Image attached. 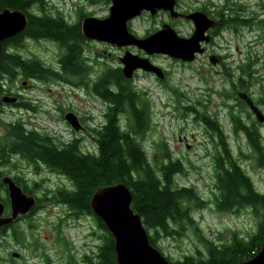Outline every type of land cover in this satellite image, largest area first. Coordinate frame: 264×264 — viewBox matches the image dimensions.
I'll return each instance as SVG.
<instances>
[{
    "label": "rangeland",
    "instance_id": "rangeland-1",
    "mask_svg": "<svg viewBox=\"0 0 264 264\" xmlns=\"http://www.w3.org/2000/svg\"><path fill=\"white\" fill-rule=\"evenodd\" d=\"M186 1H196L208 6L211 4L215 8L222 6L226 0ZM108 7L109 0H47L38 11L40 14L60 16L75 23L81 14L103 17L107 14ZM82 17L84 15L80 16ZM140 23L144 24L145 20L142 19ZM253 37L254 35L249 36ZM246 41L241 40L239 43L232 32L227 34L223 52L230 58L220 73L211 70V64L205 57L186 68L159 57L154 61L163 64L165 68L170 67L171 82L163 83L146 72H139L134 78L135 88L140 93L147 92L153 103L151 126L140 138L151 162L160 166L167 159V154L174 160H180L184 172L176 176L177 184L193 188L207 203L206 207L194 212L197 227L184 225L179 229V235L165 237L160 241L161 252L173 263L189 255L198 257L199 250L205 253L202 251L205 246L201 241L203 236L217 243L231 240L234 234L249 238L257 232L259 226L260 218L252 207L246 206L227 212L220 210L217 205L220 190L217 187L216 156L223 151L224 140L229 143L235 159L250 176L256 189L264 192V168L258 166L253 150L241 134L239 137L233 136L230 124L231 118L237 119L242 101L238 99L236 106L233 96L239 92L230 85L229 72L235 77L238 76L237 67L248 60L249 56L262 58L255 65L259 77L260 71L264 70V44H256L252 48ZM237 44L240 49H237ZM85 50L87 54H91V64L84 79L70 75V81H29L30 87L23 85L24 81L19 78L0 79L4 91L1 98L6 89H9L11 93L22 94L23 101L32 104V107H15L3 103L0 114L1 143L7 141L11 128L9 124L21 121L28 130L52 137L57 144L70 142L78 136L82 139L81 146L84 151L95 152L93 128L104 123V112L108 103L94 92L93 86L105 72L118 68L119 55L104 44H87ZM105 50L111 56L105 55ZM19 51L25 58L37 57L48 67L58 69L59 59L66 49L39 38L27 39ZM102 54L106 57L100 56ZM253 66L246 72L247 75L251 73ZM58 71L65 76L62 67ZM261 76L263 80L259 82L258 78L250 79L246 75L239 79V74L236 88L241 91L248 85H253L252 92L258 96L259 83L264 85V71ZM194 106L200 112L188 108ZM68 112H74L79 117L83 125L82 131L75 132L66 122L65 116ZM207 115L216 119L220 127L217 128L212 121H207ZM124 121L125 119L123 125ZM220 132L223 136H220ZM53 172L55 171L44 163H30L21 155H12L8 162L0 159V182L5 176L18 178L17 181L27 187L29 193L32 192L39 198L34 215L32 213L29 217H20L15 224L4 227V233L0 231V264H74L77 259L80 264L103 263L105 251L103 252L102 239L107 233L96 223V217L84 215L72 219L68 204L48 199L59 189L73 188L64 175L58 177ZM6 196L8 197L7 188L0 187V199L5 200ZM91 232L97 233V237H91ZM107 243L108 241L106 248ZM15 253H19L20 257L16 258Z\"/></svg>",
    "mask_w": 264,
    "mask_h": 264
},
{
    "label": "trees",
    "instance_id": "trees-1",
    "mask_svg": "<svg viewBox=\"0 0 264 264\" xmlns=\"http://www.w3.org/2000/svg\"><path fill=\"white\" fill-rule=\"evenodd\" d=\"M28 5L29 0H0V10L7 6L28 14L26 10ZM232 13L235 14V11L233 10ZM232 13L230 12L229 15ZM31 15L28 14L27 28L16 37L4 42V51L0 56V79L46 77L54 72L41 59L25 58L19 51L27 39L39 38L54 39L62 46H67L68 54L62 62L64 70L80 75L84 70L79 48L80 40L83 39L80 32L83 17L80 18L79 23L70 25L62 17L60 20L49 14L41 17ZM10 48L14 50L10 51ZM248 70H251V64L243 69L244 75L240 79L247 75ZM105 73L93 86L94 92L108 103L104 114L105 122L93 128L95 152L83 151L82 139L78 136L70 142L57 144L52 137L41 136L35 130H28L24 122L17 121L9 124L11 128L7 141L0 142V159L8 162L12 155H21L30 163L42 162L52 171L64 175L72 183L73 188L59 189L48 199L68 204L72 211L70 214L72 219L84 215L97 217L91 207L94 192L105 185L125 183L132 191L134 197L132 207L140 214L150 234L151 243L161 250L159 244L163 238L179 235V229L187 224L197 227L198 222L195 220L194 212L206 207L207 203L193 188L177 184L176 176L184 172L180 160H174L170 154H167V159L160 166L151 162L148 151L140 140L151 126L153 103L147 96L148 93L145 91L140 93L135 88L134 82L128 80L120 68H111ZM234 88L236 91L239 90L236 85ZM3 92V86L0 84V95ZM5 92L11 93V90L6 89ZM2 105L0 97V114ZM205 119L212 121L215 127H220L218 121L212 119L210 115ZM232 120L236 121L233 118ZM250 145L258 166L264 168V146L261 141L253 138ZM216 161L217 187L220 190L217 196L218 208L231 212L246 206L252 207L260 218L257 232L249 238L234 234L231 240L220 243L202 237L199 233L202 237L201 241L205 244L202 250L205 253L199 250L198 257L189 255L173 264H237L251 260L262 249L264 192L261 193L256 189L250 176L234 158L226 140L223 142V151L217 155ZM15 180L19 179L15 178ZM18 184L29 192L21 182ZM4 186L0 182V187ZM4 202L9 206V197L6 196ZM97 220L106 230L105 224L98 218ZM0 231L4 233L5 228H1ZM108 234L110 236L109 232ZM107 247L102 264H115L113 238Z\"/></svg>",
    "mask_w": 264,
    "mask_h": 264
},
{
    "label": "water",
    "instance_id": "water-1",
    "mask_svg": "<svg viewBox=\"0 0 264 264\" xmlns=\"http://www.w3.org/2000/svg\"><path fill=\"white\" fill-rule=\"evenodd\" d=\"M131 1L133 0H112L111 15L107 18H85L82 22L84 37L89 40L118 44V46L136 45L146 51L148 55L166 54L186 62H192L196 59L197 54L204 53L205 49L202 47L201 41L206 40L208 43L211 38H201V34L211 26L217 25L216 22L207 19L204 13L197 12L187 15V18L196 22L195 32L189 38L178 35L171 27L146 38H139L129 31L127 22L137 17L143 9H152L158 3H165L168 0H138L140 5L136 7L137 11L126 9ZM172 7L173 3L170 8ZM28 24L29 18L21 10L7 8L0 12V56L4 51V41L22 33ZM214 58L217 57L211 56L209 60L216 66L219 60H214ZM121 62L123 63V73L128 79H131L138 69L153 72L161 78L164 77L159 72L161 70L149 58H140L127 52L121 58ZM241 96L247 99L258 119L264 121V114L254 105L252 99L247 94H241ZM3 101L15 103L17 97L4 95ZM65 118L76 131L83 128L74 112H69ZM3 183L8 186L10 215L4 216L6 205L0 200V228L11 225L19 216L27 215L37 204L36 197L25 192L12 177H4ZM133 199L131 189L123 182L100 187L92 196L93 212L105 223L107 229L114 236L116 264H172L151 243L140 214L132 207ZM14 256L18 258L20 254L15 253ZM237 264H264V242L258 255L251 260Z\"/></svg>",
    "mask_w": 264,
    "mask_h": 264
},
{
    "label": "flooded vegetation",
    "instance_id": "flooded-vegetation-1",
    "mask_svg": "<svg viewBox=\"0 0 264 264\" xmlns=\"http://www.w3.org/2000/svg\"><path fill=\"white\" fill-rule=\"evenodd\" d=\"M46 2L47 0H43V2H41V0H29V5L26 7V10L29 16L31 14H32L31 16L36 15L39 17L45 15V14H40L38 10L39 8H42L46 4ZM172 3H173V7L170 8ZM139 5L140 3L138 0H133L127 5L126 9L130 8L132 9V11H137L136 7H138ZM159 7H162V8L160 9ZM7 8L11 9L10 7L5 6L3 7L2 10H0V12L4 11ZM111 8H112V0H109V7L106 9L107 14L103 16L104 18H107L111 15ZM233 10L235 11V14L232 13ZM197 12L204 13L207 19H211L212 21L216 22L217 25L211 26L205 33L201 34V38L206 39L207 36H209L211 38V41L209 43H206L205 41L202 42V46L205 48V52L204 54L198 56L194 62L188 63L182 60H175L163 54L147 55L145 51L141 50L137 46L120 47L118 46V44H111V43H106V42H99L97 40L86 39L82 33V21L86 17L94 16V15L86 16L85 14H81V15H84L81 21V26H80V32H81V35H83L82 36L83 39L80 40L79 48H80V60H82V67L84 69L83 72L80 75L66 72L64 70V66L62 62L64 61V57L68 54L67 46L65 47L62 46L59 41H56L54 39L43 38L47 41H50L52 43L59 45L60 47H64L66 51L64 52V54H62V56L59 59L58 69H54V72L46 75V77L31 76L29 79L23 80L24 82H27L25 86L30 87L31 84L29 83V81H37V80L57 79V80H62V81H70V78H69L70 75L81 76L82 79H84L85 72H88L90 70V64H91V61H90L91 54L86 53L85 46L87 44H92V43L104 44L108 46L109 48L114 49L119 55L118 56L119 61H121L120 59L122 56H124L127 52H130L142 58L148 57L151 61L152 60L154 61L156 58L163 57L169 60L170 62L178 66L184 67V68L194 65L201 57H205L209 59V57L211 56H217L219 58L218 67L214 68L212 65L210 66L211 70L216 71L217 73L222 72L223 68L227 66L226 61L230 58L229 56H226L223 52L224 42L227 39V34L229 32L233 33L235 40L237 39L239 43H241V40L243 41L247 40L246 43L248 45H251L252 48L256 44H260V43L264 44V0H249V1L226 0L222 6L215 7V9L211 4H209L208 6L206 4H201L196 1L192 3L186 0H172V1L168 0V2H165V3L164 2L158 3L157 6L152 9H143L140 12V14L137 15V17L130 19L127 22V25H128L130 32L140 38L148 37L151 34L158 33L162 31L163 29H167L169 27H172L173 29H175L180 36L191 37L195 31L196 22L192 19H188L186 15H189L191 13H197ZM230 12L232 13V15H229ZM80 16L78 20L74 21L75 23H70L66 21L65 19L63 20H65V22H67L70 25H74L76 23H79ZM57 18L62 20L60 16ZM142 19L145 20L144 24L140 23ZM231 19H233V23H231ZM250 35H254V37L249 38ZM237 49H240L238 44H237ZM94 54L96 55V53ZM104 54L105 55L107 54V50L104 51ZM104 54L100 56L105 58L106 56ZM249 55H250V52H249ZM100 56H99V59H100ZM107 56H111V53L107 54ZM214 59H217V58H214ZM154 62L162 69V71H159V72L164 75V78H160L157 76L156 77L154 76V78L156 80H160L163 83L171 82L172 75H171L170 67L165 68L163 64L158 63L156 61ZM257 62H259V60L255 56L254 57L249 56L248 60L243 61L242 64H240L239 67H237L238 69L237 75L239 76V74L243 73V69L245 68L246 65L248 64L254 65ZM59 67L63 68L65 76L61 74L62 73L61 71H58ZM77 67L79 68V63L77 64ZM118 68H120L122 71L123 65L121 62L118 64ZM217 69H220V71ZM139 72H142V71L141 70L136 71L135 76H137ZM238 76L235 77L234 74H232L230 85L231 84L233 85V83L238 81ZM24 82H23V85H24ZM85 86L86 84L84 83V87H83L84 89H85ZM244 91L245 90H241V91L237 90V92H239L237 97L239 100L242 101L240 109H243V112L238 115L235 122H230V124L232 125V131L234 133L233 136L239 137L240 136L239 134H241V136L244 138L245 142L248 145L252 143L253 138H258V140H261L262 142H264V123H261L258 121L257 116L251 110L247 102L240 97L241 92L246 93ZM13 95L18 97V102L14 103L13 106L32 107V104H30V102L23 101L24 97L22 96V94L13 93ZM248 95L249 97L253 99L254 104L264 113V105L257 103L255 94L252 92V89L250 91V94ZM237 101L238 100H234L236 106H237ZM188 108L192 109L195 112H200L196 106H194V108H191V107H188ZM235 130L237 132H235ZM220 136H223L222 132H220ZM53 173L57 175L58 177H64L63 175L57 174L55 172ZM35 212L36 210L33 209V211L29 215H26L23 217H29L31 216L32 213L34 215ZM9 215L10 213L7 214V216ZM94 219L96 220V223L99 225V227L104 232L107 233L106 237L102 239L103 252H104L106 249V241H108L107 243V246H108L109 244H111L113 236L108 231L110 233V236H109L108 232L106 231L108 229L106 230L103 229L99 221L96 218ZM89 235L91 237H94V236L97 237L98 234L95 232H91ZM96 246L98 248V245ZM79 262H80L79 259H77L74 264H80Z\"/></svg>",
    "mask_w": 264,
    "mask_h": 264
}]
</instances>
